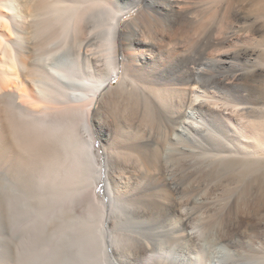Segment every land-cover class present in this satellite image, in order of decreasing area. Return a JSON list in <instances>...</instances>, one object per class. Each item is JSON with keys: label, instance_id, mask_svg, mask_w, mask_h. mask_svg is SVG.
I'll use <instances>...</instances> for the list:
<instances>
[{"label": "bare ground", "instance_id": "1", "mask_svg": "<svg viewBox=\"0 0 264 264\" xmlns=\"http://www.w3.org/2000/svg\"><path fill=\"white\" fill-rule=\"evenodd\" d=\"M149 1L162 15L180 2L0 0V221L28 246L0 252L12 250L16 264H264L263 244L239 247V221L222 228L214 251L198 247L194 225L211 204L197 197L199 174L238 181L253 170L252 184L263 185L264 116H251L231 89L239 67L229 50L205 59L192 53L193 63L173 76L141 70L165 62L151 50L160 18ZM206 25L194 22L191 31ZM211 35H202L203 48ZM232 37L229 29L222 43ZM115 91L140 100L151 126L154 136L133 144L143 148L150 183L181 174L171 199L124 181L118 134L107 131ZM77 203L83 210L72 217ZM56 216L67 219L38 247V233Z\"/></svg>", "mask_w": 264, "mask_h": 264}, {"label": "rangeland", "instance_id": "2", "mask_svg": "<svg viewBox=\"0 0 264 264\" xmlns=\"http://www.w3.org/2000/svg\"><path fill=\"white\" fill-rule=\"evenodd\" d=\"M147 9L149 11L153 10L156 17L160 18L158 32L155 34L160 39L151 50L164 57L165 62L156 69L154 64L153 67L152 64H143L140 65L141 70L148 73L155 70L160 74L165 72L166 75L173 76L180 73L185 65L193 63L195 59L193 55L200 59L214 58L219 52L229 50L234 55V61L237 58L235 62L238 66H235L239 67L235 80L230 84L231 89L235 90L236 93L238 92V96L244 98L246 103L248 102L251 116H261V114L264 116V0H180L175 7H170V10L163 15L159 13L162 6L157 2L149 1ZM137 11H133L125 18H136L138 16ZM223 14L225 20L221 21ZM140 18H145V14H142ZM197 21L199 23L203 21L205 25L207 24L208 31L201 29L199 33L194 34L191 29L194 22L197 23ZM229 29L233 31L234 37L230 39L231 41L222 43L224 41L223 35ZM202 35L204 37L211 35L210 40L212 42L210 41V43H213L212 46L208 45L209 47L203 48L202 41L204 37ZM139 50H143V47L140 46ZM115 83L117 82L115 81ZM229 95L231 99L234 98L232 92ZM113 97L117 101V105L114 106L113 110L110 109L109 113H106L107 131H116L121 136L117 135L118 144L121 145V148H118L120 150L118 159L119 164L122 166L121 171L124 181L129 185L132 184L131 186H139V191L142 193L145 191L143 188L146 187L155 194L171 199L175 196L174 186L181 182L179 176L181 174L179 172H169L164 174L162 179H158V182L150 183L149 177H147L146 165L142 163L143 148L133 145L134 142L135 144L139 143L141 137L154 136L151 134V126L148 120L145 121L142 118V103L134 96H123L119 91H115ZM233 141L238 143V140L234 139ZM260 171L259 174L263 179L262 186L252 184L253 180H250V177L251 179L254 178L252 173H255V171L253 170H248L246 176L238 181L222 180L220 174H217V176L211 175L209 180L203 178L202 174L198 175L196 182L197 197L200 200L207 199L211 203L207 209L204 208L202 218L195 221L197 224L194 223L201 235V239L197 243L199 244L198 247H212V251H214V248L219 247L217 242L220 232L231 220L239 221L240 226L236 232V236L240 240L239 247H262L261 245H264V160L261 162ZM178 179L179 181H177ZM162 182L163 184L168 183L162 186ZM140 183H143L144 186H141ZM182 184L189 187L193 183L183 181ZM98 195L101 197L102 194L98 192ZM239 196H243L245 201L244 199L241 200L235 213L236 209L233 205H235ZM258 198L262 199L260 209H257L255 203ZM247 199H249L248 202ZM227 201H230L229 206H233V208H224ZM216 202H219V204ZM82 210V205L77 203L69 215L76 217ZM66 217L56 216L47 221L46 226H48H45L44 230L37 235L35 243L38 247H41L59 228L62 220L67 219ZM174 221L177 222V220ZM255 223L260 226L259 230L253 227L252 224ZM251 225L253 229H251ZM3 227V223L0 221V247L27 246V240L24 236L10 238L8 237L9 234L6 235V228ZM126 247L136 246L133 244L129 246L128 244ZM15 258V253L12 250L7 257L3 250L0 252V264H16Z\"/></svg>", "mask_w": 264, "mask_h": 264}]
</instances>
